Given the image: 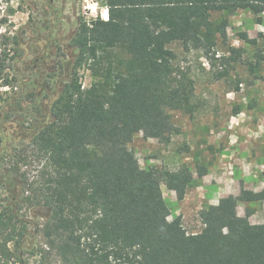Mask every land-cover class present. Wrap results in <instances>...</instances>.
<instances>
[{
    "label": "trees",
    "instance_id": "16d2710c",
    "mask_svg": "<svg viewBox=\"0 0 264 264\" xmlns=\"http://www.w3.org/2000/svg\"><path fill=\"white\" fill-rule=\"evenodd\" d=\"M95 1L107 19H78L68 42L75 52L70 73L58 93L47 94V120L32 135L35 176L20 172L27 157L10 167L11 196L0 205V264L21 262L25 225L17 213L24 207L44 213L38 233L46 250L38 251L60 264H264V219L249 222V206L264 205V188L241 183L237 196L205 204L201 230L189 234L180 216L168 219L160 185L182 201L206 167L144 169L128 147L137 134L168 145L179 134L172 113L196 112L194 80L175 64L171 46L215 59L216 48L227 44L229 18L246 11L261 24L264 0ZM2 56L0 88L10 85ZM82 67L97 78L88 88L79 82ZM53 79L48 73L47 87Z\"/></svg>",
    "mask_w": 264,
    "mask_h": 264
},
{
    "label": "rangeland",
    "instance_id": "374dc122",
    "mask_svg": "<svg viewBox=\"0 0 264 264\" xmlns=\"http://www.w3.org/2000/svg\"><path fill=\"white\" fill-rule=\"evenodd\" d=\"M105 11L95 0H0V53L7 66L4 78L10 82L0 88L1 206L11 196L12 164L27 157L29 164L20 167V172L29 178L39 167L31 160L32 135L36 126L47 120V94L58 93L70 73L75 52L68 42L78 19L104 20ZM218 17L212 16L214 20ZM261 18L262 23L256 24L246 11L231 16L227 44L216 48L212 60L199 51L184 52L180 45H172L175 64L188 68L194 80L196 112L192 116L172 113L179 134L168 145L144 139L141 134L128 145L144 169L186 166L194 173L198 166L206 167L207 174L197 187L187 190L182 201L160 185L170 212L168 219L180 216L189 234L201 230L198 213L205 204L237 195L241 183L252 191L264 188V13ZM240 34L254 42L241 41ZM48 73L54 75L50 87ZM78 78L83 88L97 82L84 67ZM244 208L237 205L239 216L244 215ZM249 208L254 211L249 222L262 223L264 205L251 204ZM17 218L25 231L17 251L21 262L15 264H60L54 254L38 251L46 250L38 233L44 213L24 207Z\"/></svg>",
    "mask_w": 264,
    "mask_h": 264
},
{
    "label": "crops",
    "instance_id": "0c3cea01",
    "mask_svg": "<svg viewBox=\"0 0 264 264\" xmlns=\"http://www.w3.org/2000/svg\"><path fill=\"white\" fill-rule=\"evenodd\" d=\"M106 12V11H105ZM240 189V188H239ZM249 190V189H248ZM260 191V190H259ZM255 192H257V191H255ZM239 193V192H238ZM238 195V194H237ZM237 195H235V196H237ZM234 197V196H233ZM220 200H218L217 201V203L216 204H218V202H219ZM211 205H216V204H212V203H210Z\"/></svg>",
    "mask_w": 264,
    "mask_h": 264
},
{
    "label": "bare ground",
    "instance_id": "6f19581e",
    "mask_svg": "<svg viewBox=\"0 0 264 264\" xmlns=\"http://www.w3.org/2000/svg\"><path fill=\"white\" fill-rule=\"evenodd\" d=\"M105 19H107V13H106V12H105V18H104V20H105Z\"/></svg>",
    "mask_w": 264,
    "mask_h": 264
}]
</instances>
